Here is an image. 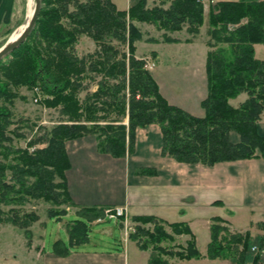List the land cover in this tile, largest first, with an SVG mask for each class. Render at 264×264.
I'll return each instance as SVG.
<instances>
[{"label":"trees","instance_id":"1","mask_svg":"<svg viewBox=\"0 0 264 264\" xmlns=\"http://www.w3.org/2000/svg\"><path fill=\"white\" fill-rule=\"evenodd\" d=\"M149 1L154 5L149 6ZM137 22L171 32L185 29L190 37L184 42H191L204 24V5L202 0H139L127 10H119L111 0H41L28 37L0 59V223L22 229L28 245L31 226L39 219L36 212L23 209L32 201L56 207L48 208L47 214L58 220L67 215L65 208L58 207L76 208V218L67 225V240L53 243L59 254L87 242L90 223L103 216L105 207L78 206L69 194L65 175L71 166L65 146L68 140L92 134L100 153L124 157L134 150L137 128L156 124L162 138L161 155L180 163L213 166L264 158V136L257 128L264 111V60L256 58L254 52V44L264 43V0L210 5L207 94L200 102L203 116L169 103L161 94L145 60L136 55L138 41L159 40L144 39ZM230 25L236 26L230 29ZM11 32L7 31V39ZM83 35L96 43V49L80 57L75 47ZM162 37L168 43L179 42L166 33ZM220 43L227 44L228 53L218 46ZM95 76L99 77L95 90L81 99L80 93L88 90L85 80ZM23 86L38 88L42 105L58 109L60 119L50 127L41 126L43 133L31 138L26 147H15L10 134H22L9 129L13 121L8 104ZM242 93L246 98L233 106L229 100ZM231 131L239 134L238 143L230 141ZM137 173L151 175L156 171L139 168ZM130 219L135 231L129 233V239L140 249L150 246L153 251L148 264H169L168 257H201L187 224L168 223L152 215ZM222 223L221 217H212L206 257L239 255L240 262L246 261L248 233L223 236L226 229ZM149 224L152 229L145 227ZM173 234H187L191 239L186 247L168 251L160 243L174 240ZM259 243L264 246V237ZM240 245L244 250L238 252Z\"/></svg>","mask_w":264,"mask_h":264},{"label":"crops","instance_id":"2","mask_svg":"<svg viewBox=\"0 0 264 264\" xmlns=\"http://www.w3.org/2000/svg\"><path fill=\"white\" fill-rule=\"evenodd\" d=\"M26 1L0 0V37L5 36L9 30H12L10 35H13L23 25L27 11ZM111 1L117 9L127 10L139 0ZM220 1L236 0H202L204 8L205 2L210 6L211 3ZM196 41L197 37H194L191 42L169 43L173 46L172 50H175L172 56L175 59L179 58L180 55L176 53L178 48L183 46L187 51L197 44ZM201 45L205 46L207 57V52L211 48L205 43ZM136 55L145 58L140 56L137 50ZM153 56L156 60L157 52H154ZM152 63L154 68V61ZM188 64L185 62L183 78L174 77L171 81L173 85L171 93H174L172 98L164 95L160 83L156 82L161 94L169 103H174L193 115L203 116L204 110L200 102L207 94L206 58L204 67H199L198 63ZM245 98L246 96H242L239 99H230L229 102L233 106H238ZM171 99L182 101L175 103ZM257 128L264 136V111ZM229 139L232 143H238L240 136L237 132L231 131ZM65 146L71 165L65 172L67 188L78 206L123 207L129 218L152 215L168 223L182 222L190 227L195 236L196 246L203 257L190 260L170 257L169 264H225L220 259L209 260L204 257L210 240L209 228L212 217H222L225 224L232 227L236 210L245 208L252 210L255 207L254 210H258L260 215L264 212L261 207L264 205V189L256 192L254 188V195L256 192L254 198L250 197L252 191L247 190L254 181L260 180L261 185L264 184L263 157L223 161L213 166L180 163L171 157L161 155L162 138L156 124L137 128L134 150L124 157L100 153L96 147V138L92 134L68 140ZM139 168H151L156 173L139 174L137 173ZM235 189L240 191V205L233 204L229 198ZM246 220L250 221V216H247ZM118 222L114 221L115 226L120 228L119 239L115 238L113 228L103 227L100 230L113 240L115 244L113 248H108L106 243L98 247L88 236V241L78 246L84 248L90 245L89 249L75 251L78 246H74L67 253L59 254L53 245L48 252L42 245L36 259L38 258L41 264H148L150 251L140 249L133 240L126 237L125 230ZM201 233L203 244L199 245L198 234Z\"/></svg>","mask_w":264,"mask_h":264},{"label":"rangeland","instance_id":"3","mask_svg":"<svg viewBox=\"0 0 264 264\" xmlns=\"http://www.w3.org/2000/svg\"><path fill=\"white\" fill-rule=\"evenodd\" d=\"M28 2V0L26 1ZM28 4V3H27ZM213 4V3H211ZM154 5V2L149 1V6ZM169 3H165L164 7H168ZM204 5V4H203ZM209 13H210V6L207 2H205L204 8V24L200 28V34L197 37V44L193 46V48H188L186 51L183 49V46H180L176 53L180 55L179 58H174L172 53L175 50L173 46L169 45L168 42L163 40L162 35L166 33L171 38L179 39V41H184V38L190 37L185 29L180 31H165L159 30L156 25L150 23H140L137 22L136 24L140 27L141 31L143 32L144 39L148 37L157 38L160 44H154L145 42L140 40L136 43L137 46V53L140 56H145V60L152 62L154 61V68L149 69L151 71L152 76L156 81L160 83V87L164 95L169 98H172L174 93L172 91V79L174 77L183 78V71L186 70L185 62L191 64H197L199 67L205 66V58H206V49L204 45L209 40V35L207 33L209 29ZM28 14V5L27 11ZM245 22V21H243ZM236 25H230L229 28L232 29ZM7 39L6 35L0 37V44ZM113 44L119 46L116 41H113ZM218 46L223 47V49L228 53L229 48L227 44L220 43ZM121 49H126L125 46H119ZM96 49V43L89 37L83 35L79 38L78 43L75 47V52L78 56L82 57L87 53H91ZM155 50V51H153ZM157 52L158 57L155 60L153 53ZM255 57L264 60V43H256L254 47ZM188 54L187 56L184 55ZM7 57V56H6ZM10 58V57H9ZM193 62H191V60ZM3 61H6L4 59ZM177 62V64H175ZM197 62V63H196ZM200 64V65H199ZM99 79L98 76H95L92 80H85V85L88 87V90H83L80 93V98H84L87 93H90L95 90L96 82ZM18 93V97L13 99V103L8 104L9 109L11 110V119L13 121L12 125H10V130H15V132L22 134L21 137H15L14 135L10 134L12 137V143L15 147H26L27 142L38 135H41L43 131L41 130V126L50 127L56 123L60 119V113L58 109L47 108L42 105L41 98L42 94L38 88H33L30 90L25 86L20 87L16 91ZM170 92V93H169ZM245 97L246 94H240L236 99L241 97ZM175 101H182L181 99H171ZM177 103V102H175ZM174 104V103H172ZM175 105V104H174ZM236 105V104H235ZM177 106V105H176ZM41 146V145H40ZM254 188L256 192L264 189V184L261 185L260 180L252 182L250 187L247 188L248 191H252L250 193V197L254 198ZM240 191L235 189L233 195L230 196L231 202L235 205H240L241 201L239 199ZM256 206V205H255ZM53 208L50 203L44 201H32L31 203L27 204L23 209L25 211H34L38 214L39 219L31 226L32 232V240L31 245H27V239L25 238L24 231L18 227H15L8 223H0V264H41V261L36 259L39 256V250L44 246L45 250L51 251L53 248V243L57 239H62L66 241V229L67 225H69L70 220L76 218L74 214L76 208L74 207H58V210L62 208L66 209V216H62L61 220L58 218H51L48 217L47 209ZM264 211V205L261 206ZM56 209V207H54ZM114 208V207H113ZM249 209L251 212H249ZM245 208L243 210H236V216L232 221V227H229L224 223L222 225L225 227V231L221 232V235L226 236L228 233H240L244 234L245 232L249 235V248L247 249L246 254H248V259L244 262H240L238 259L239 255H235V257H231L227 255L225 258H217L225 262V264H264V246L260 245V239L264 237V212L260 215L258 210ZM246 210V211H244ZM74 211V212H73ZM262 212V211H261ZM251 218L250 221H245L246 217ZM222 218V217H221ZM223 219V218H222ZM119 223V222H118ZM245 223V224H244ZM121 223H119L120 225ZM122 225V224H121ZM120 225V226H121ZM135 226V224L133 223ZM132 225V227H133ZM124 224L122 225L123 228ZM103 227H109L114 229V236L115 238H120V228L119 226H115L114 220H108L104 217L103 222H96L93 221L90 223L89 228V237L92 239L93 243L96 246L100 247V245L107 244L108 248H113L115 245L113 240L108 238V235H104L100 232ZM145 227L152 229L153 225L149 224ZM170 230V228H168ZM131 231H135L133 227ZM130 232V231H129ZM128 232V233H129ZM193 233V232H192ZM174 236V234H173ZM244 236V235H243ZM112 237V236H111ZM174 240L172 241H163L160 244L168 251H178L180 247H186V242L191 239V237L187 234L175 235ZM199 237V245H202V237L203 234H198ZM129 238V236H128ZM209 238H210V228H209ZM134 241V240H133ZM210 241V240H209ZM137 245V242L134 241ZM208 245V244H207ZM256 246L253 249L252 246ZM91 246L86 245L84 248L78 246L75 251H84L85 248L89 249ZM198 249V248H197ZM150 253H152V249L149 246ZM207 250V249H206ZM244 250L243 246H238V252ZM200 252V251H199ZM201 254V252H200ZM201 257L203 255L201 254ZM200 257V258H201ZM206 257V254L205 256ZM170 258V257H168ZM176 258V257H173ZM235 258V259H234ZM207 259H209L207 257ZM213 260V259H209Z\"/></svg>","mask_w":264,"mask_h":264},{"label":"water","instance_id":"4","mask_svg":"<svg viewBox=\"0 0 264 264\" xmlns=\"http://www.w3.org/2000/svg\"><path fill=\"white\" fill-rule=\"evenodd\" d=\"M33 9L30 16L26 14L25 21L23 23V28L17 34L15 38H11L12 35L7 39V41L0 46V59L8 56L15 48H17L25 39L28 37L30 32L32 31L36 19L38 18L39 11L41 8V0H33ZM28 3V2H27ZM28 5V4H27Z\"/></svg>","mask_w":264,"mask_h":264},{"label":"built area","instance_id":"5","mask_svg":"<svg viewBox=\"0 0 264 264\" xmlns=\"http://www.w3.org/2000/svg\"><path fill=\"white\" fill-rule=\"evenodd\" d=\"M145 67L148 69H151L153 67L152 63H149L146 61ZM104 217L107 219H120L123 218V223L125 226V233L127 234L128 230L132 229V225L130 224V220L126 214V211L123 207H115V208H108L104 211ZM103 218H99L98 221H101ZM253 249L256 248V246H252Z\"/></svg>","mask_w":264,"mask_h":264},{"label":"bare ground","instance_id":"6","mask_svg":"<svg viewBox=\"0 0 264 264\" xmlns=\"http://www.w3.org/2000/svg\"><path fill=\"white\" fill-rule=\"evenodd\" d=\"M33 4H34L33 0H28V16H30V14L32 13ZM22 28L23 25L13 33L11 38L12 39L15 38Z\"/></svg>","mask_w":264,"mask_h":264}]
</instances>
